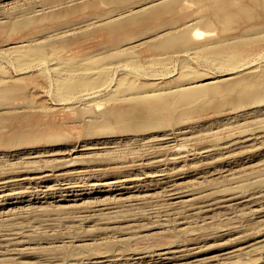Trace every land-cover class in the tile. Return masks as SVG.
<instances>
[{"label":"rangeland","instance_id":"374dc122","mask_svg":"<svg viewBox=\"0 0 264 264\" xmlns=\"http://www.w3.org/2000/svg\"><path fill=\"white\" fill-rule=\"evenodd\" d=\"M154 1L0 0V264H264V88H254L264 79V28L252 32L264 12L248 0L226 28L208 27L213 6L180 0L187 17L174 27L155 19L125 28L121 39L125 29L109 34L105 23ZM180 28L194 45L158 43ZM239 35L249 38L243 47H215ZM250 61L256 74L250 68L226 80ZM236 82L238 90H225ZM160 93L171 96L175 122L154 114L150 98ZM113 106L116 119L105 123ZM140 121L147 129H137ZM187 125L193 133L181 129ZM118 177L122 187L99 188L100 179ZM168 178L177 194L163 193L159 181ZM219 191L226 200L212 202ZM205 199L214 208L198 209Z\"/></svg>","mask_w":264,"mask_h":264},{"label":"bare ground","instance_id":"6f19581e","mask_svg":"<svg viewBox=\"0 0 264 264\" xmlns=\"http://www.w3.org/2000/svg\"><path fill=\"white\" fill-rule=\"evenodd\" d=\"M118 1H120V0H106V2H109V3H116V2H118ZM143 1H148V0H143ZM151 1V0H150ZM194 1H196V2H202V3H205L206 5H209V7H208V9H210L212 6L214 7V10H213V12L210 14V16H208V17H206V22L204 21V23H206L207 24V26L208 25H213V24H220L221 25V27H222V25H223V27H227L233 20H235L236 18H237V16L241 13V11H247V8L249 7L248 6V0H244V2H245V4L243 5V6H241V1H239V0H194ZM155 2V1H154ZM148 3L149 4V6H146L144 9H141V10H134V8H129V9H127V10H125L124 12H122L120 15H123L122 16V18H119L118 17V19H114L113 21H112V23L114 24V25H109V22H107V23H105V27L106 28H108V32H109V34L111 33V32H116V33H119L122 29H125V28H129V27H133V26H137V25H140V26H143L144 24L146 25V24H148V23H151V22H153L155 19H157V20H155L154 21V23H156L158 26H159V28H167V27H170V26H168L167 24H171L172 25V27H174L175 25H176V23L177 22H179V21H181L182 19H186V14H183L180 10H179V5H180V0H159L158 2H155V3ZM255 3H257V4H259V7L261 8V10H262V12H264V0H256L255 1ZM88 5H90L91 6V8L93 9V11H95V9H96V5H97V2H88ZM127 13V14H126ZM126 14V15H125ZM117 15V14H116ZM125 15V16H124ZM112 16V15H111ZM115 16V15H114ZM113 17V16H112ZM175 21V22H174ZM149 26H153L152 25V23L149 25ZM183 26V25H182ZM217 26V25H216ZM183 27H185V25L183 26ZM208 27H211V26H208ZM222 27V28H223ZM262 28H264V25H261V26H259V25H256V26H254L253 28H252V32H253V34H256V33H258L259 32V30L260 29H262ZM100 31H101V28L99 29ZM103 30V29H102ZM105 31H106V29H104ZM103 30V31H104ZM102 31V32H103ZM129 31L130 30H122V32H121V34H118L117 35V39H121V38H123V37H125V36H127V35H129ZM101 32V35H103V34H105L106 32H104V33H102ZM126 32H128V33H126ZM199 33H201L202 34V32H200L199 31ZM198 33V34H199ZM108 34V33H107ZM201 34H199V35H201ZM108 37H109V35H107ZM157 40H159V42L158 43H160V45H163V46H171L172 48H174V47H176L178 44H181V43H185L182 47L183 48H185V47H187V48H189V47H191L190 45H194V41H193V39L190 37V35H189V33H188V31L185 29V28H180V30H175V31H173V30H171L170 32H168V33H164V35L162 34V36H160ZM249 40V38H248V36H242V35H239L238 37H237V39L235 40V41H228L227 39H222V40H219V41H217V42H215L214 44H215V47H217V48H221L220 49V51H224V52H227V51H231V50H233V49H238V48H241V47H243V44L244 43H246L247 41ZM26 40H24V42H25ZM118 41V40H117ZM19 42V41H18ZM156 44H157V42H151L150 43V45L152 46L151 48H155V49H157V50H159V48H157L156 47ZM256 61V60H255ZM257 62V61H256ZM256 62H253V61H250L247 65V67H245V68H243V69H241V70H238V71H236V72H232V73H227V75L229 76V78L228 79H226V80H233V79H236V78H238L239 76H237V75H239L243 70H247V69H250L251 68V71L249 70V73L248 74H256L257 73V70H256V68H253L254 67V65H256L255 63ZM254 69V70H253ZM261 80H263V81H261ZM258 81H261V82H259L257 85H255L254 86V88H257V90L256 91H258V90H261L262 88H264V79H258L257 80V82ZM211 84V83H210ZM186 85V84H185ZM243 84L242 83H240V82H236V83H234V84H232L231 86H229V87H227L225 90H227L228 92L229 91H234V90H238V87L239 86H242ZM109 87V86H108ZM111 87V86H110ZM168 90H171V89H168ZM184 90V89H183ZM5 90H0V94H5ZM101 92V90H98V91H93V92H85V93H81V94H79L78 96H77V99H80V101H81V99H84V97H88V96H95V95H98L99 93ZM175 92H179V91H175ZM192 95V94H191ZM191 95L189 94V97H191ZM151 96V95H150ZM150 96H149V98H150ZM171 96L170 95H168V93H160V94H153L152 95V97L150 98V102H152L153 104H154V106H153V109L155 110V112H154V114L156 115V116H158V117H160L159 118V120H160V123H167V122H175L176 120H177V117H176V115H175V112H173L172 111V108H168V105L170 104L169 102H167V100L170 98ZM187 98L186 96H181V97H179V98ZM178 98V99H179ZM258 99H261V97H259V96H254L253 97V100H255V102H252V103H250V104H248L250 107L252 106V105H255L256 107H257V103H258ZM241 100H243V99H241ZM248 102V101H247ZM246 102V103H247ZM257 104V105H256ZM248 106V107H249ZM252 107H254V106H252ZM251 107V108H252ZM252 110H254V109H252ZM251 110V111H252ZM260 110V109H259ZM262 110V109H261ZM118 112H119V106H113L106 114H105V118H104V120H105V123L107 122V123H109V124H112L114 121H115V117L117 116V114H118ZM249 114V113H248ZM133 114H128V116H127V118L129 117V116H132ZM244 115V114H243ZM243 115H242V117H243ZM247 115V114H246ZM248 116V115H247ZM251 116V115H250ZM246 118V117H245ZM249 119H250V117H248ZM103 119V118H102ZM140 126H138L137 127V129L138 130H145V129H147V128H144V127H146V124H145V122H143V121H140L139 123H138ZM197 127H199V126H197ZM194 128H195V126H194ZM193 128V126H189V125H187V126H185V127H183V128H181V129H185L186 131L189 129V131H188V133L190 132V129H191V132L193 133V131H192V129H194ZM185 131V133H187ZM191 132H190V134H191ZM184 133V134H185ZM168 135H171V133L170 134H168ZM247 136V135H246ZM193 137V140H196V137L195 136H190V137H187L188 139L189 138H192ZM168 138H170V137H168ZM244 138V137H243ZM243 138H241V139H243ZM247 138H249V137H247ZM247 138H245V139H243V140H245L246 141V139ZM250 138H251V135H250ZM252 139V138H251ZM234 140V139H233ZM237 139H235V141H236ZM243 140H242V142H243ZM248 140V139H247ZM250 140V139H249ZM253 140V139H252ZM161 141V140H160ZM226 142V141H225ZM231 142V141H230ZM233 142V141H232ZM239 142H241V141H239ZM239 142H237L238 144H239ZM166 143V142H165ZM224 143V142H223ZM163 144V143H162ZM161 144V145H162ZM233 143H231L230 145H232ZM155 145V144H154ZM160 145V144H159ZM225 145V146H224ZM224 145H222V146H224L225 148L227 147L226 145H227V143H225ZM241 145V144H240ZM244 145V144H243ZM148 146V145H147ZM156 146H157V144H156ZM164 147H165V145H163ZM212 146V145H211ZM218 146V144L216 145V148H218L217 147ZM221 146V147H222ZM233 146V145H232ZM235 146V145H234ZM160 147V146H159ZM171 147H174L175 148V146H171ZM229 147V146H228ZM231 147V146H230ZM229 147V148H230ZM167 148H169V147H167ZM224 148V149H225ZM232 148V147H231ZM236 148H239L238 146L236 147ZM240 148H241V146H240ZM242 148H244L243 146H242ZM160 149V148H159ZM158 149V150H159ZM172 149V148H171ZM213 149H215V146H214V148ZM219 149H221V148H219ZM219 149H217V150H219ZM223 149V148H222ZM221 149V150H222ZM233 150L235 149L234 147L232 148ZM232 149H230V150H232ZM164 150H165V148H164ZM216 150V151H217ZM228 150V148L226 149V151ZM232 150V151H233ZM167 151V149L165 150V152ZM168 151H170V150H168ZM173 151V150H172ZM212 151V150H211ZM225 151V150H224ZM164 152V151H163ZM175 152V151H174ZM207 152V151H206ZM210 152V151H209ZM213 152H215V151H213ZM211 153V152H210ZM209 153V154H210ZM208 154V153H207ZM209 154H208V156H209ZM233 154H235V153H233ZM238 154V153H237ZM239 154H242V153H239ZM160 161V160H159ZM155 162V161H154ZM153 162V163H154ZM158 162V161H157ZM152 164V163H151ZM157 164H159V163H157ZM162 164V163H161ZM211 165V164H210ZM212 165H213V162H212ZM154 166H156V164L154 165ZM163 167V166H162ZM206 168L207 167H205V166H202V170L203 171H205L206 170ZM207 169H209V168H207ZM164 170V169H163ZM131 171V170H130ZM129 170H127L126 172H124V173H126L125 175H129L131 172H130ZM161 173H162V169H161V171H160ZM165 172H166V170H165ZM202 172V171H201ZM208 172V171H207ZM251 172H253V171H251ZM251 172H247V173H244L243 175H242V178L245 180V178H247L246 180H248V177L250 176V173ZM90 173V172H89ZM156 173V172H155ZM160 173V174H161ZM164 173V172H163ZM167 173H169V172H167ZM77 174V173H76ZM85 174V173H84ZM91 174V173H90ZM165 174V173H164ZM171 173H169V175H170ZM205 174H207L206 173V171H205ZM73 175V174H72ZM92 175H94V174H92ZM152 176L154 175V174H151ZM159 175V174H158ZM157 175V176H158ZM168 175V174H167ZM173 175V174H172ZM75 176V175H74ZM84 176V175H83ZM86 176V175H85ZM87 176H88V174H87ZM86 176V177H87ZM91 176V175H90ZM90 176H88L89 178H90ZM105 176H107V175H105ZM148 176V175H147ZM146 176V177H147ZM1 177V176H0ZM63 177V176H62ZM65 177V176H64ZM72 177V176H71ZM81 177V176H80ZM150 177V176H149ZM163 177V176H162ZM164 177H166V176H164ZM174 177V176H173ZM7 178V177H6ZM22 178V177H21ZM29 178V177H28ZM88 178V179H89ZM96 178V177H95ZM105 178H107V177H105ZM132 179L134 178V177H131ZM148 178V177H147ZM160 180H161V178L160 177H158ZM19 179V178H18ZM24 179V178H23ZM26 179V178H25ZM24 179V180H25ZM30 179H33V178H30ZM92 179V178H91ZM110 179V178H109ZM128 180H132V179H129V178H127ZM126 179V180H127ZM163 179V178H162ZM169 179V178H168ZM1 180V179H0ZM10 180V179H9ZM8 180V181H9ZM85 180V179H84ZM84 180H83V182H84ZM124 179H121L120 180V178L118 177V180L117 181H115V182H110L109 180H104V179H100L99 181H101V182H99L100 183V186H99V188H104V190L105 189H108V190H114V189H118L119 188V186H121V185H123L124 184V182L125 181H123ZM150 180H152V179H150ZM23 181V180H22ZM86 181V180H85ZM10 182V181H9ZM30 182V181H29ZM34 182V181H33ZM71 182V181H70ZM79 182V181H78ZM135 182V181H134ZM133 182V183H134ZM154 182V181H153ZM12 183V182H11ZM22 183H24V182H21L20 181V183H14V184H11L10 186H16V185H21L22 186ZM36 183V182H35ZM77 183V182H76ZM75 183V185H77ZM93 183H95V181L93 182ZM93 183H91V184H93ZM98 183V182H97ZM96 183V184H97ZM98 183V184H99ZM126 183H127V181H126ZM158 183V182H157ZM206 183H210L209 181H207ZM0 184H2V183H0ZM27 184V183H26ZM67 184V183H66ZM83 184V183H82ZM87 184V183H86ZM159 184H160V186H162V189L164 190L163 191V193L165 192V193H167V192H170L171 191V194H172V191L173 192H175L177 189H176V184H174V182H172V178L171 179H169L168 181H166V182H160L159 181ZM29 185V184H28ZM28 185H26V186H28ZM33 185V184H32ZM35 186H37L36 184H34ZM33 185V186H34ZM68 185H71V184H68ZM68 185H66L67 187H71L72 188V186H73V184L71 185V186H68ZM74 185V186H75ZM79 185V184H78ZM81 185V184H80ZM87 185H90L89 184V182H88V184ZM126 185V184H125ZM133 185V184H132ZM157 185V184H156ZM30 187H31V184L29 185ZM32 186V187H33ZM34 186V187H35ZM42 186V185H41ZM91 187H93L92 185H90ZM131 186V185H130ZM158 186V185H157ZM4 187V186H3ZM7 187V186H6ZM20 187V186H19ZM19 187H17V188H19ZM90 187V188H91ZM97 187V186H96ZM122 187V186H121ZM128 187H129V185H128ZM132 187H134V186H132ZM1 188V187H0ZM29 188V187H28ZM28 188H26V189H28ZM36 188V187H35ZM46 188V187H45ZM48 188V187H47ZM66 188V187H65ZM75 188V187H74ZM87 188H89V187H87ZM123 188H124V186H123ZM51 189H53V188H51ZM73 189V188H72ZM76 189V188H75ZM82 189V188H81ZM81 189H80V191H81ZM121 189V188H120ZM119 189V190H120ZM132 189V188H131ZM176 189V190H175ZM6 190V189H5ZM8 190V189H7ZM11 190V192L7 195V197H13L14 196V188H12V189H10ZM17 190V189H16ZM35 190H37V189H35ZM34 190V191H35ZM44 190H47V189H44ZM49 190V189H48ZM59 190V189H58ZM57 190V191H58ZM79 190V189H78ZM83 191L84 190H86V188H85V186H84V189H82ZM100 190V189H99ZM0 191H3V189L1 190L0 189ZM19 191H20V189H19ZM21 191H25V192H27L26 190H22L21 189ZM32 191V190H31ZM51 191V190H50ZM83 191H82V193H83ZM87 191V190H86ZM85 191V192H86ZM92 191H94V190H92ZM102 191V190H101ZM124 191H125V189H124ZM9 192V191H8ZM46 192V191H45ZM53 192V191H52ZM55 192V191H54ZM53 192V193H54ZM182 192V191H181ZM29 193V192H28ZM35 193V192H34ZM33 193V194H34ZM38 193V195H40V194H42V193H40L39 194V192H37ZM36 193V194H37ZM63 193V192H62ZM82 193H80V194H82ZM87 193H89V192H87ZM164 193V194H165ZM223 193L224 192H222V191H219V193H217L218 195L215 197V198H213V200H212V202H222V201H220V200H223V198H222V195H223ZM1 194V193H0ZM23 194V193H22ZM26 194V193H25ZM67 194H69V192L67 193ZM78 193H76V195H77ZM169 193H167L166 195H168ZM173 194H177L176 192L175 193H173ZM16 195V194H15ZM178 195H180V194H178ZM27 196V195H26ZM70 196V195H69ZM15 197V196H14ZM24 197V196H23ZM31 197V196H30ZM30 197H28V198H30ZM167 197H169V196H167ZM175 197H176V195H175ZM174 197V198H175ZM235 197H237V199H239L238 198V196H236L235 195ZM255 197V196H254ZM72 198V197H71ZM77 198V197H76ZM172 198V197H171ZM222 198V199H221ZM228 198V200L227 201H229V197H227ZM245 198V197H244ZM246 198H248V197H246ZM4 199H6V198H4ZM225 199V198H224ZM231 199L232 198H230V201H231ZM236 199V198H235ZM252 199V196H251V198L249 199L248 198V201L249 200H251ZM258 199V198H257ZM25 200V199H24ZM178 200V199H177ZM210 200V199H209ZM226 200V199H225ZM233 200H234V198H233ZM240 200V199H239ZM255 200V199H254ZM7 201V200H6ZM190 201H191V199H190ZM224 201V200H223ZM243 201V200H242ZM246 201V200H245ZM251 201H253V199L251 200ZM3 202H4V200H3ZM208 201H206V199L205 200H203V201H200L199 203H198V209L199 208H201V209H203L204 207H206V206H208L206 203H207ZM233 202V201H232ZM238 203H239V201H237ZM257 201L255 200V202L253 201L252 203L253 204H255ZM177 203H178V201H177ZM176 203V204H177ZM180 203V202H179ZM224 203V202H223ZM225 203H227V202H225ZM231 203V202H230ZM246 203H248V202H246ZM1 204V203H0ZM209 204V203H208ZM212 204V203H211ZM217 204V203H216ZM215 204V205H216ZM236 204V203H235ZM240 204V203H239ZM244 204V203H243ZM251 204V203H250ZM253 204H251V205H253ZM213 205V204H212ZM211 205V206H212ZM223 205V204H222ZM241 205V204H240ZM218 206H219V204H218ZM220 206H221V204H220ZM230 206V205H229ZM243 207H245V206H243ZM246 207H250L249 206V204L247 205L246 204ZM208 208V210L210 209V208H214L213 206L212 207H210L209 208V206L207 207ZM207 208H204L205 210L207 209ZM247 208V209H248ZM248 210H250V209H248ZM263 228V227H262ZM261 228V229H262ZM263 230H264V228L262 229V232H263ZM13 241V240H12ZM17 243V242H16ZM13 244V243H12ZM18 244V243H17ZM14 245V244H13ZM15 246V245H14ZM13 246V247H14ZM12 247V246H11ZM19 248V247H18ZM21 248V247H20ZM19 248V249H20ZM261 248H263V247H261ZM254 249H256V248H254ZM254 249H252L253 251H254ZM257 249H258V247H257ZM256 249V250H257ZM23 249H21V251H22ZM252 250H250V252L252 251ZM255 250V251H256ZM7 251V250H6ZM6 251H4V255H6V254H11L12 255V253H10L9 251H7L8 253H6L5 254V252ZM20 251V252H21ZM258 251V250H257ZM15 252H18L17 251V248H16V251ZM160 252V251H159ZM174 252V251H173ZM180 252V251H179ZM172 253V251L170 252V251H167V252H160L159 253V255L160 256H166V255H169V254H171ZM177 253V252H176ZM249 253V252H248ZM252 253V252H251ZM18 254V253H17ZM157 254H158V252H157ZM156 254V255H157ZM182 255V254H181ZM153 256V255H152ZM177 256V255H176ZM184 256V255H183ZM173 257H175L174 255H173ZM185 257H187V256H185ZM236 257H239V256H236ZM152 258V257H151ZM157 258H159L158 256H157ZM167 258H168V256H167ZM182 259H183V257H181ZM180 258V259H181ZM162 259V258H161ZM264 259V258H263ZM136 260V259H135ZM152 260H153V258H152ZM139 261V260H138ZM138 261H137V263H138ZM156 261V260H155ZM166 261V260H165ZM261 261V260H260ZM139 262H141V261H139ZM157 262V261H156ZM101 263V262H100ZM136 263V264H137ZM263 263V262H262ZM95 264V263H94ZM105 264V263H104ZM232 264H235V263H232Z\"/></svg>","mask_w":264,"mask_h":264}]
</instances>
